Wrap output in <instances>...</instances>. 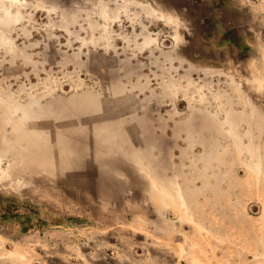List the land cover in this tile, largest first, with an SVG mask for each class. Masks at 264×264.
<instances>
[{"label": "rangeland", "instance_id": "obj_1", "mask_svg": "<svg viewBox=\"0 0 264 264\" xmlns=\"http://www.w3.org/2000/svg\"><path fill=\"white\" fill-rule=\"evenodd\" d=\"M260 164L264 0H0V264H264Z\"/></svg>", "mask_w": 264, "mask_h": 264}, {"label": "crops", "instance_id": "obj_2", "mask_svg": "<svg viewBox=\"0 0 264 264\" xmlns=\"http://www.w3.org/2000/svg\"><path fill=\"white\" fill-rule=\"evenodd\" d=\"M231 18L235 21H237V16H231ZM94 100V99H93ZM88 104L89 102H87L85 105H80L78 108H73V110H71V112L69 113V117H73V116H80L83 114H92L93 111L96 110L97 108V104L96 101L94 100ZM90 105V106H88ZM94 105V106H93ZM97 130V129H96ZM94 132L93 137H94V147L95 149L97 147H105V155L101 156L96 152V155L94 156V160L93 163L94 165H99L101 164V167H103L102 169L96 170L99 172H103L105 173V166H109V165H115L116 166V162H115V157L110 156L108 153V150H110L111 152H117V151H121L124 150V152L121 155V159L123 160V165L125 167H128V170L134 171V172H140V173H153V174H158L161 172H167L169 169L168 167L166 168V164L164 165V163H160L158 161V155H157V136H116L115 133H113V131H108L106 132V130H102L99 129ZM213 136H215V134H212ZM189 136V137H188ZM188 136L185 140L186 143V147L185 149L182 150V153H185V150H189L191 147H193L194 145H197L199 147H202L203 150V156L202 157H210V150L212 147V142H214V139L208 142H205L204 140L200 139L198 137L197 141L195 138L190 137V134L188 133ZM146 137L148 138L147 141H149V144L151 146L150 152L151 154L148 152V155L143 154L144 150H142L141 145L139 148H136V146H132L133 149L130 147V145L128 144L129 140H133L137 139L138 141H142V139ZM225 138L229 141L231 146H236L237 145V136H235V138H233L232 136H225ZM155 150V152L152 154V152ZM234 151V150H233ZM67 158L70 161L69 158V154H67ZM204 159V158H203ZM204 161V160H203ZM206 161V160H205ZM51 162V161H50ZM210 164L204 163L201 166L202 167H208ZM264 164H260V165H249L248 167L251 168L250 171H261L260 168L263 167ZM247 167V168H248ZM255 167V169H253ZM207 169H203V170H199V172H207ZM214 172V170H210V172ZM262 172H264V169L262 170ZM259 177V176H258ZM197 178H199L201 180V182L204 183V177L201 175H197ZM203 179V181H202ZM169 181L171 182V179H169ZM258 181L260 182V185L262 188H264V177L263 178H258ZM100 185H103L105 187V182L100 183ZM201 193L205 192V187L202 186L200 188ZM164 197H160V199L158 198L159 201L156 202V204H160L163 205L165 204V201L163 199Z\"/></svg>", "mask_w": 264, "mask_h": 264}, {"label": "bare ground", "instance_id": "obj_3", "mask_svg": "<svg viewBox=\"0 0 264 264\" xmlns=\"http://www.w3.org/2000/svg\"><path fill=\"white\" fill-rule=\"evenodd\" d=\"M6 1H10V2H12V3H18L20 0H6ZM21 2H24V1H21ZM152 11H154V10H152ZM158 17H159V16H158ZM160 17H161V16H160ZM160 19L163 20V21L165 22V24L170 23V20H169V19H166V18H164V17H161Z\"/></svg>", "mask_w": 264, "mask_h": 264}]
</instances>
